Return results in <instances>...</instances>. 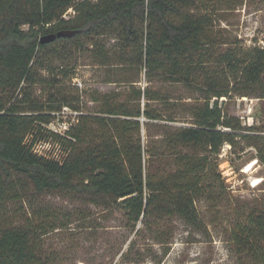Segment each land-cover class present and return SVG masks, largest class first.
Returning a JSON list of instances; mask_svg holds the SVG:
<instances>
[{
    "label": "trees",
    "instance_id": "1",
    "mask_svg": "<svg viewBox=\"0 0 264 264\" xmlns=\"http://www.w3.org/2000/svg\"><path fill=\"white\" fill-rule=\"evenodd\" d=\"M211 6L212 0H0V204L23 201L31 189L77 191L97 205L125 211L126 226L134 231L140 224L160 228L174 218L200 229L197 201H222L224 184L214 163L224 146L246 140L264 165L259 128L243 126L227 108L228 102L246 94L261 92L264 100V44L242 47L222 41ZM70 9L75 14L67 18ZM60 32L72 35L55 41L118 32L125 49L119 60L141 67L150 79L194 86L204 100L187 107L189 125L163 135L158 140L162 144L154 148L144 144L143 128L151 122L166 127L177 120L150 104L174 102L141 88L114 105L107 96L97 115L76 109L66 133L53 134L67 152L63 160L39 155L28 136L37 125L50 123L62 107L72 106L55 98L48 104L32 100L28 93L38 84L37 71L46 69L49 54L58 60L67 57L57 50L49 53V43H41L45 35ZM94 45L104 58L105 47L98 41ZM232 212L229 240L237 264H264V206ZM54 225L39 223L32 215L21 225H1L0 264H51L41 244L44 236L59 229ZM165 227L155 235L162 245L174 234ZM135 254L140 257L141 252Z\"/></svg>",
    "mask_w": 264,
    "mask_h": 264
},
{
    "label": "rangeland",
    "instance_id": "2",
    "mask_svg": "<svg viewBox=\"0 0 264 264\" xmlns=\"http://www.w3.org/2000/svg\"><path fill=\"white\" fill-rule=\"evenodd\" d=\"M211 7L216 10V28L222 41L242 47L264 44V1L212 0ZM74 14L70 9L66 17ZM28 28L24 26L25 30ZM117 37L118 32H111L99 38L78 37L49 43L46 51L57 50L67 57L58 60L49 54L46 69L37 71L38 84L28 93L32 100L48 104L55 98L68 100L72 106L62 107L50 123L37 125L28 136L27 141L29 144L34 142L36 153L63 160L67 152L62 141L53 134L63 136L77 110L86 115H97L107 96L112 104L123 102L133 95L135 88L147 90L152 96H168L174 102L167 106L159 102L150 104L166 116L173 115L177 122H167L170 126L166 127L162 122L145 126V145L159 148L162 144L159 139L163 135L191 121L190 111L186 109L196 102H203L201 90L166 78L150 79L141 67L119 60L125 49ZM95 41L105 47L104 58L100 57L101 51L94 45ZM246 95L228 102V111L239 117L243 126H257L264 136V100L259 98L262 94ZM29 108L23 105V109ZM90 125L96 128V124ZM254 162L253 169L246 173V168ZM166 165L164 163L163 167L167 168ZM214 165L224 184L223 197L220 202H208L206 197L197 201L203 221L200 229L174 218L159 224L160 228L154 224L148 229L140 224L136 231L141 230L137 234L126 226L125 211L117 206L97 205L90 195L77 191L39 193L35 189H31L23 201L10 199L0 204V226L21 225L27 215H32L39 223L55 224L59 229L44 236L41 244L46 255H50L51 264H237V254L229 240L232 211L238 213L242 208L264 206V165L258 159L256 147L243 139H238L235 147L223 148ZM172 166L174 170L177 167L175 163ZM255 178L260 179L257 185L253 184ZM35 210L40 212L39 217H34ZM167 225L174 234L168 245H162L155 235L158 229ZM137 251L141 252L140 257L136 256ZM126 253L129 258L122 259Z\"/></svg>",
    "mask_w": 264,
    "mask_h": 264
},
{
    "label": "water",
    "instance_id": "3",
    "mask_svg": "<svg viewBox=\"0 0 264 264\" xmlns=\"http://www.w3.org/2000/svg\"><path fill=\"white\" fill-rule=\"evenodd\" d=\"M71 33L68 32H60L58 34H49V35H45L44 37H42L41 39V43L43 44H48V43H52L54 42L57 38L60 37H64V36H71Z\"/></svg>",
    "mask_w": 264,
    "mask_h": 264
},
{
    "label": "bare ground",
    "instance_id": "4",
    "mask_svg": "<svg viewBox=\"0 0 264 264\" xmlns=\"http://www.w3.org/2000/svg\"><path fill=\"white\" fill-rule=\"evenodd\" d=\"M256 163L254 162V163H252L250 166H248L247 168H246V170H245V172L246 173H249L252 169H253V167H254V165H255ZM260 182V179H253V184L254 185H257L258 183Z\"/></svg>",
    "mask_w": 264,
    "mask_h": 264
},
{
    "label": "built area",
    "instance_id": "5",
    "mask_svg": "<svg viewBox=\"0 0 264 264\" xmlns=\"http://www.w3.org/2000/svg\"><path fill=\"white\" fill-rule=\"evenodd\" d=\"M224 148H225V149H226V148H230V145L226 144Z\"/></svg>",
    "mask_w": 264,
    "mask_h": 264
}]
</instances>
